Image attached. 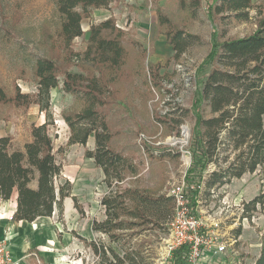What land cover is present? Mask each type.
Returning a JSON list of instances; mask_svg holds the SVG:
<instances>
[{
  "label": "trees",
  "instance_id": "trees-1",
  "mask_svg": "<svg viewBox=\"0 0 264 264\" xmlns=\"http://www.w3.org/2000/svg\"><path fill=\"white\" fill-rule=\"evenodd\" d=\"M112 1L51 0L52 18L39 29L42 54L32 67L35 91L21 92L14 85L8 92L0 85V104L24 108L36 104L45 117L44 122L30 125L29 137L21 145L12 143L10 136L0 137V201H8L15 194L10 219L16 222L50 217L55 209L61 214L66 197H71L73 207L81 212L69 182L55 183L63 164L58 156L61 147L54 150L48 110L50 90L59 88L83 104L80 111L62 113L70 130L66 145L85 146L87 138L93 136L94 147L85 149L83 157L101 169L105 185L99 199L104 218L91 222L98 237L82 240L98 264H156L154 243L168 231L172 198L167 193L124 185L126 176L136 175L137 166L112 147L114 133L104 114V108L117 96L112 83L129 76L124 32L108 17L89 26L83 51L72 48L73 40L84 33L82 19L91 9L108 8ZM178 3L191 19L203 8L201 0ZM206 3V16L219 22L228 18L247 21L254 5L252 0ZM154 10L158 31L165 35L177 60L199 37L183 30L159 7ZM221 22L219 31L217 27L212 30L210 50L195 71L196 87L190 104L194 123L187 144L190 162L183 176L192 212L202 190L209 193L264 166V8L257 5L255 28L249 34L225 37ZM73 65L78 71H71ZM158 67L150 65L148 72L155 87L159 85ZM263 203L264 192L243 203L244 216L250 217ZM260 239L259 255L252 264H264V229ZM187 255V245L173 249L170 264H186Z\"/></svg>",
  "mask_w": 264,
  "mask_h": 264
},
{
  "label": "rangeland",
  "instance_id": "rangeland-1",
  "mask_svg": "<svg viewBox=\"0 0 264 264\" xmlns=\"http://www.w3.org/2000/svg\"><path fill=\"white\" fill-rule=\"evenodd\" d=\"M207 1L201 0L203 8L194 19L180 10L178 0H114L108 8L91 9L89 16L81 21L84 33L73 40L74 51L84 50L92 23L113 18L124 32V45L129 54L125 69L129 76L112 83L117 96L104 108L114 133L112 147L122 151L137 166L136 175L126 176L124 185L130 183L154 193H168L185 174L190 159L189 138L182 145L171 144L169 139L180 137L184 126L190 134L194 123L190 104L196 87L195 71L210 50L212 30L217 27L219 31L221 22L206 16ZM252 2L249 20L222 19L225 37L253 32L257 5L264 8V0ZM156 6L183 30L199 37L177 60L172 57L174 50L167 44L165 35L158 31ZM52 12L51 0H0V85L8 92H12L14 85L21 92L35 91L32 67L42 54L38 46L39 29L44 21L52 18ZM150 65L159 66L157 87L148 75ZM71 71H78V67L73 65ZM82 106L81 100L59 88L50 90L49 132L54 150L61 147L58 156L63 164L55 183L69 182L71 195H75L81 212L73 207L72 198L66 197L61 214L55 209L50 217L33 222V246L25 256L16 257L21 259V264H98L84 241L98 237L91 229V222L104 218L99 204L105 191L103 174L92 159L83 157L85 149L94 147L93 136L87 138L85 146H67L70 130L62 117L63 112L80 111ZM44 121V114L36 104L25 108L0 104V137L10 136L14 144L21 145L28 139L32 123ZM262 192L264 166L233 178L209 193L201 191L193 214L200 220L203 238L214 240L216 237L226 248L224 252L213 253L201 246L200 257L194 264L253 263L259 255L260 233L264 229V203L250 217L244 216L242 208L243 203ZM10 210L2 212L0 207V220ZM7 228H1V232L4 234ZM168 239L166 231L154 243L156 264H170ZM185 262L189 264L187 259Z\"/></svg>",
  "mask_w": 264,
  "mask_h": 264
},
{
  "label": "built area",
  "instance_id": "built-area-1",
  "mask_svg": "<svg viewBox=\"0 0 264 264\" xmlns=\"http://www.w3.org/2000/svg\"><path fill=\"white\" fill-rule=\"evenodd\" d=\"M187 164H189L187 162ZM188 166V165H187ZM184 176V174H183ZM173 201V213L168 222L169 239L167 248L171 251L181 245L188 246L189 264L200 257V249L203 246L205 250H212L213 253H221L225 251V244L222 241L205 239L200 231V220L193 214L189 206V198L185 192V184L183 177L177 184L167 193ZM215 225V224H214ZM13 233L7 228L3 237L0 239V264H21V259L13 256L10 241Z\"/></svg>",
  "mask_w": 264,
  "mask_h": 264
},
{
  "label": "crops",
  "instance_id": "crops-1",
  "mask_svg": "<svg viewBox=\"0 0 264 264\" xmlns=\"http://www.w3.org/2000/svg\"><path fill=\"white\" fill-rule=\"evenodd\" d=\"M0 207H1L2 212H4L5 209H11L8 216L0 220V239L4 235L3 232H1V228L3 229V227L4 228L10 227V230L13 233V238L10 241V248H11L12 254L14 255V257L25 256L26 252L28 251L27 249L33 246V238L35 234L31 231L32 223L35 222L36 220H39L41 218L43 219L46 217L38 218L31 223L23 221V220L17 221V222L12 221L10 217L15 209V194H13L8 201H0Z\"/></svg>",
  "mask_w": 264,
  "mask_h": 264
},
{
  "label": "bare ground",
  "instance_id": "bare-ground-1",
  "mask_svg": "<svg viewBox=\"0 0 264 264\" xmlns=\"http://www.w3.org/2000/svg\"><path fill=\"white\" fill-rule=\"evenodd\" d=\"M187 134H188V128L187 127H183L182 128V132H181V134H180V137H173V138H170L169 139V142L171 143V144H183V143H185L186 142V136H187Z\"/></svg>",
  "mask_w": 264,
  "mask_h": 264
},
{
  "label": "water",
  "instance_id": "water-1",
  "mask_svg": "<svg viewBox=\"0 0 264 264\" xmlns=\"http://www.w3.org/2000/svg\"><path fill=\"white\" fill-rule=\"evenodd\" d=\"M188 135H189V131H188V134H187V140H188V138H189ZM187 140H186V142H187ZM189 162H190V159H189Z\"/></svg>",
  "mask_w": 264,
  "mask_h": 264
}]
</instances>
